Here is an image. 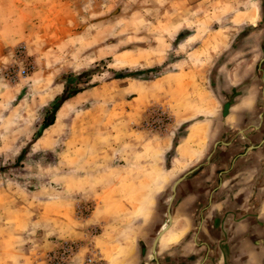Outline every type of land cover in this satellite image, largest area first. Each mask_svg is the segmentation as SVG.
Returning <instances> with one entry per match:
<instances>
[{
  "label": "rangeland",
  "instance_id": "rangeland-1",
  "mask_svg": "<svg viewBox=\"0 0 264 264\" xmlns=\"http://www.w3.org/2000/svg\"><path fill=\"white\" fill-rule=\"evenodd\" d=\"M255 3L262 17L264 0H0V205H7L0 231L28 232L19 204L31 200L61 208L65 228L82 232L75 241L55 239L60 225L53 221L58 246L26 256L18 254L22 238L11 234L0 240V264H55L49 258L63 242L81 247L68 264H85L90 255L97 264L167 261L151 246L168 224L180 174L164 170L174 150L162 154L155 144L176 117L207 102L217 65L211 58L239 42L235 24ZM64 92L77 98L64 102L43 130ZM217 95L223 106L233 97ZM159 108L163 129L156 128ZM188 124L178 126L175 141ZM192 134L204 144L202 127ZM132 177L145 183L127 185ZM205 211L190 225L170 222L159 253L195 237L205 246L198 264L217 263L212 244L224 264H264V190L261 200L249 197L238 216L220 221L224 230L231 227L228 244L214 239L219 220L204 223ZM233 219L249 225L243 250L245 231L234 229ZM164 254L172 257L170 249Z\"/></svg>",
  "mask_w": 264,
  "mask_h": 264
},
{
  "label": "crops",
  "instance_id": "crops-1",
  "mask_svg": "<svg viewBox=\"0 0 264 264\" xmlns=\"http://www.w3.org/2000/svg\"><path fill=\"white\" fill-rule=\"evenodd\" d=\"M242 14L245 15L244 12ZM246 15L240 14L239 24H235L239 25V42L222 48L217 56L211 58L217 65L213 70L216 73L213 75L214 78L212 77L213 85L209 90L205 89L206 91H204L207 102L204 105H197L195 110L184 114L190 115L189 117L179 116L180 118H177L175 116L176 120L169 124L166 133L161 134L155 144L158 147V152L162 154L174 150V162H170L169 167H161L166 173L174 168L179 170L176 175L182 176L192 168L199 167L176 187V202L171 210L173 223L177 222V225L181 226L187 223L190 225L202 209L206 210L203 213V222L205 223L211 217L214 220L218 218L219 223L213 236L216 241L225 239L224 243L226 244L232 239V231H229L231 227L224 230L225 227L221 225L220 221L226 224L228 218L238 216L239 204H244V201L249 197L254 196L261 200L264 190V165L261 163V159L264 160V12L262 17H259V10L255 3V8H252ZM258 18L259 20L255 24ZM236 32H238V28ZM225 51L228 52L225 53ZM217 94L233 97L228 104L223 106L221 105L223 99L221 100ZM156 97L158 98V96ZM159 97L161 96L159 95ZM76 98L77 95L66 103ZM136 98L133 97L132 100ZM187 122L189 124L183 137L175 141L176 129L182 123ZM201 127L204 129V134L206 133L203 145L201 136L192 134L194 129L197 131ZM192 138H194L193 142H198L200 145H192L190 141ZM139 169L133 173H141L143 167ZM170 179L172 178H169L168 182ZM143 181L140 177H132L128 179L127 185H141ZM156 185L158 187V184ZM5 206L7 205H0V209L4 210ZM20 206L25 208L28 215V221L23 224L28 232L14 233L2 230L0 231V240L9 239L11 234L22 238L21 245L23 246L18 253L21 256L33 252L46 254L58 246V243H55L57 241H53L51 237L53 221L60 225L55 239L75 241L82 235V232L75 229L65 228V221L60 218L61 208L59 211L57 209L53 211L52 207L47 206L46 203H36L31 200L19 204ZM72 211L71 215L75 214ZM81 214L83 213L77 210L75 218L82 216ZM80 218L82 219V217ZM84 219L91 220L93 215H87ZM234 224V229L239 224V231H245L239 236L241 238L239 246L241 243L240 247L243 250L244 238H246L244 235L249 225L244 224L243 221ZM0 227H4L1 218ZM222 234L225 236H221ZM194 239L195 237L192 238V242L196 246L190 240L184 242L185 239H183L179 245L169 248L172 257L164 254L169 249L159 253L157 242L156 253L162 255L161 259L167 260L162 264H198L199 259L197 258L202 254L201 251H204L205 246L198 247L201 243L195 242ZM17 244L20 245V242ZM0 245L4 248L2 243ZM206 246L208 247L207 244ZM211 251L214 256H217L216 264H224L225 255L220 251L219 246L212 244ZM0 254L2 255L1 251Z\"/></svg>",
  "mask_w": 264,
  "mask_h": 264
},
{
  "label": "built area",
  "instance_id": "built-area-1",
  "mask_svg": "<svg viewBox=\"0 0 264 264\" xmlns=\"http://www.w3.org/2000/svg\"><path fill=\"white\" fill-rule=\"evenodd\" d=\"M156 115V128H158L159 126L160 129L165 128V124L163 123V121L164 119H166V117L164 116L165 114L163 110L159 108L156 112ZM80 249L81 247L77 243L63 242L59 246L58 250L51 254L49 260L55 264H68L75 258V256L79 253ZM85 264H97L95 260V255H90L89 258H87Z\"/></svg>",
  "mask_w": 264,
  "mask_h": 264
},
{
  "label": "trees",
  "instance_id": "trees-1",
  "mask_svg": "<svg viewBox=\"0 0 264 264\" xmlns=\"http://www.w3.org/2000/svg\"><path fill=\"white\" fill-rule=\"evenodd\" d=\"M65 90V89H64ZM78 92H75L73 94H67L64 92V94L59 97L56 102L52 105L53 112L50 113V115L43 121V130L47 129L48 127L52 126L54 123V115L55 112L60 108V106L66 102L68 99L76 95ZM49 118V119H48ZM39 137H35V140H37ZM24 153V151H23Z\"/></svg>",
  "mask_w": 264,
  "mask_h": 264
},
{
  "label": "water",
  "instance_id": "water-1",
  "mask_svg": "<svg viewBox=\"0 0 264 264\" xmlns=\"http://www.w3.org/2000/svg\"><path fill=\"white\" fill-rule=\"evenodd\" d=\"M207 160H209V157H207ZM206 160V161H207ZM202 164H204V163H202ZM199 167H194V168H192L191 170H189V171H187L185 174H183L182 176H180L177 180H176V182H175V184L173 185V188L171 189L172 190V200H173V198H174V196H175V190H176V187L182 182V181H184V180H186L190 175H192L197 169H198ZM172 200H171V202H172ZM171 202H170V204H169V206H168V210H167V220L168 221H171V218H172V216H171V212H170V209H171ZM159 236H160V234H158L157 233V235H156V237L154 238V240H153V242H152V246H151V248L152 247H154V245H157V242H158V238H159ZM156 247V246H155ZM156 254V253H155Z\"/></svg>",
  "mask_w": 264,
  "mask_h": 264
},
{
  "label": "bare ground",
  "instance_id": "bare-ground-1",
  "mask_svg": "<svg viewBox=\"0 0 264 264\" xmlns=\"http://www.w3.org/2000/svg\"><path fill=\"white\" fill-rule=\"evenodd\" d=\"M168 218V217H167ZM172 220H173V218H171V221H168V224H167V226L165 227V228H163L162 230H160V236H159V238L163 235V234H165V232H166V230H167V228H168V226H169V224H170V222H172ZM159 238H158V240H159ZM155 245H154V247H152V251L155 253Z\"/></svg>",
  "mask_w": 264,
  "mask_h": 264
}]
</instances>
